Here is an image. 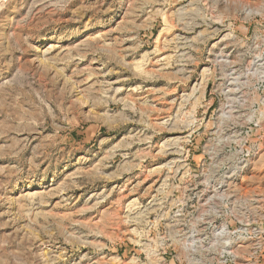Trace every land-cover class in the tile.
<instances>
[{
    "label": "rangeland",
    "instance_id": "rangeland-1",
    "mask_svg": "<svg viewBox=\"0 0 264 264\" xmlns=\"http://www.w3.org/2000/svg\"><path fill=\"white\" fill-rule=\"evenodd\" d=\"M0 264H264V0H0Z\"/></svg>",
    "mask_w": 264,
    "mask_h": 264
}]
</instances>
